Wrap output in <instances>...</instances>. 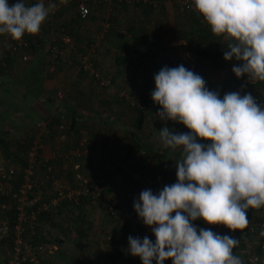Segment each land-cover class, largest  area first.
Wrapping results in <instances>:
<instances>
[{
	"label": "clouds",
	"instance_id": "clouds-1",
	"mask_svg": "<svg viewBox=\"0 0 264 264\" xmlns=\"http://www.w3.org/2000/svg\"><path fill=\"white\" fill-rule=\"evenodd\" d=\"M193 3L211 32L226 42L223 58L237 62L231 69L235 76L264 81V0ZM56 7L44 0L30 5L0 0V35L17 41L25 34L37 35ZM154 84L151 98L160 106L158 117L190 131L159 130L165 148L180 150L176 182L156 194L143 190L133 202L155 241L129 236L128 251L142 264L167 259L172 264H244L233 253L237 238L198 229L192 222L202 219L229 231L242 230L248 224L247 209L264 206V105L239 91L221 98L182 64L162 67Z\"/></svg>",
	"mask_w": 264,
	"mask_h": 264
},
{
	"label": "crops",
	"instance_id": "crops-1",
	"mask_svg": "<svg viewBox=\"0 0 264 264\" xmlns=\"http://www.w3.org/2000/svg\"><path fill=\"white\" fill-rule=\"evenodd\" d=\"M47 1L50 2V0ZM51 1L57 2L56 0ZM78 1L67 6V11L65 9L66 18L64 16L66 13L62 15V19H64L62 25L66 26L70 36L68 43L62 41L61 30H58L60 25L56 20L53 19L54 21L50 23L49 27L47 25L44 27L46 30L42 36L45 38V49L56 46L59 51L58 57L50 61V56L47 57L45 51V54L37 53V58H32L26 63V71L21 76L27 74L34 77L33 80L41 83V98L49 96L48 98L53 99L50 102L39 101V109L58 111L57 104L59 102L54 98V95L59 89L65 93L67 98L77 99L73 103L66 101L61 104L64 109L62 112L66 114L67 119L70 120L73 115L76 116L75 124L71 125L72 133L69 134V138L73 135V131L85 129H90V134L93 137L96 135V129L102 126L111 133L114 131L111 140L110 137L105 139L106 148L114 147L111 149V159L106 156L94 158L92 162H95L96 165L93 175L99 174L105 179L104 181L109 183L108 187L112 188V191L108 196L118 193L115 194V197L118 199L116 203L119 205L120 216H126L129 221L134 218L138 219L133 208L135 196L146 189H151L156 194L165 185L176 182L175 164L180 159V150L165 148L159 139V131L155 135L157 132L154 133V131L159 128L161 130L163 127H158L159 121L162 119L156 114L160 109L156 107L159 105L153 102L151 92L155 88L154 75L164 66L173 67L172 64L175 61L173 56H176L175 54L179 51L176 50L175 45H182L183 48L186 42L182 37L175 38L172 35L174 33L172 31L173 18L172 10L169 9L171 3L169 0H87L90 12L84 20L78 14ZM61 12L56 14V18ZM52 16L54 17L53 14ZM204 73L206 74V72ZM19 76L14 77V80H18ZM30 77L24 78V80L27 79L28 85L32 80ZM97 77L110 80V84L100 88L97 84ZM3 86V82H0V94L3 91ZM127 86L130 89L128 93L135 97L137 103L143 100L148 105L145 121L141 128H137L135 125L136 112L134 110L132 115L126 106V108L115 106L113 110L110 109L113 106L111 98L114 96L119 98L121 104L128 103L129 100L124 99L120 93ZM96 95L100 100L94 103L93 98ZM20 107H23L24 111L25 106ZM1 113L8 122L18 123L19 129L13 133V136L18 137L20 132H23L21 135L24 136L28 127H24L25 124H21V120H13L12 108L1 104ZM9 114L11 115L8 116ZM130 118H134L133 124H131ZM4 122L0 121V134L7 128ZM70 122L68 123L71 124ZM165 122L170 124L171 120H165ZM129 124L131 126H128ZM170 125V127H165L173 132L182 133V127L185 128L181 123H171ZM39 133L40 137L46 136L45 133L40 132V128ZM102 136L100 139L103 138ZM49 141L53 143L49 142L47 146L43 147V151L48 157L53 152H57L56 147H58V145L54 146L55 138ZM73 143L74 139L63 143L60 147L66 152L70 150ZM202 143H206V141L203 140ZM131 148L135 150L132 161L128 159ZM155 150L163 153L162 157L154 155L153 151ZM0 156H2L1 151ZM63 158V154L58 152L56 155L58 164L56 163V165L53 161L55 170L61 167ZM135 161L139 162L137 172L141 175L137 174V178L128 179L129 163ZM118 165L125 169L118 172L116 170ZM55 215L53 212L50 218L40 221L39 238L42 239L45 246L41 257L49 256L52 260L57 258L63 261L65 253L61 244L68 238L61 240L62 235L59 233L56 235V232L54 236L48 237L47 233L50 227L55 230L57 227L59 232L66 231V226L65 229L62 226L64 223H56L59 220H56ZM202 221V219H197L192 223L198 228ZM117 231L121 233V230L117 229ZM124 237L122 238L124 239ZM72 239L70 240L73 243ZM8 241L11 248V240Z\"/></svg>",
	"mask_w": 264,
	"mask_h": 264
},
{
	"label": "built area",
	"instance_id": "built-area-1",
	"mask_svg": "<svg viewBox=\"0 0 264 264\" xmlns=\"http://www.w3.org/2000/svg\"><path fill=\"white\" fill-rule=\"evenodd\" d=\"M55 4L57 5V8H61V3L57 1ZM184 6L188 7V2H185ZM77 9L79 17L82 20L86 19L90 12L87 0H79ZM199 20L205 22L201 14L199 15ZM0 39L20 62L25 63L31 60L29 42L26 40L25 36L17 41L13 40L9 35L4 34L0 35ZM61 39L66 43L70 40V36L65 28H61ZM58 54V48L56 46H51L49 60H55L58 57ZM84 67L86 68V65ZM246 81H250L248 77L246 78ZM250 82L254 83V81ZM97 84L100 88H104L110 84V80L97 77ZM120 93L121 96H124L123 91ZM55 96L61 99V90L55 92ZM125 97L128 99L127 96ZM138 107L142 108L143 106L138 105ZM164 122V120H160L159 124H163ZM38 126L40 128L42 127V133H45L46 135L48 134L45 123L40 122L38 123ZM55 128L57 130L55 142L62 144L70 140L69 134L72 132L69 123L62 120V122L58 123ZM43 142L44 140L41 137H37L33 145L30 147L28 152V167L24 168L23 181L11 195V199L16 201L14 207V223L12 224L9 217L5 215L2 220H0V239L5 238L12 241L6 264H21V262L26 260H28L30 264H42L41 258L43 257H41V254L45 248L44 244L34 245L29 240H24L22 235L28 230L27 238L32 240L37 226H40L39 216L42 212L48 211L49 213H52L54 209H57L58 206H60V202L64 199L73 200L76 197L85 195L90 197L92 203L98 201L103 208L107 206L105 209L109 210V214L114 213L116 202L112 201L111 198L105 200L109 196L104 194V188L109 186V183L103 179L96 178L94 175H81L76 173L73 185L70 183L67 184L63 180V177H61V173H57V171L54 172L55 169L50 163L51 159H56L58 153L53 152L51 156H46L43 151ZM73 144L74 146L70 148L69 151H66L63 157L69 158L71 155L73 158L81 156L93 158L94 152L87 147V138L84 134H79L76 138L74 137ZM58 147L60 146L58 145ZM58 147H56V150ZM0 159V182L4 180L3 184L0 183V193L7 194L10 189H12V186L9 183V178L15 173L16 168L15 166L8 164L2 157ZM74 164L77 168L80 166L76 161ZM36 165L42 168V172H40L41 177L38 179L35 173ZM63 169L64 165H61L60 171L62 172ZM42 176L44 181L48 180L51 184L50 192H45L46 189L43 191L45 196H47V199L42 196L41 192L36 193L34 191L35 188L38 187L37 189H39L40 186L43 189L44 182ZM135 177H137V174ZM102 181L105 182V186L104 183L100 185ZM30 195H32V197H30ZM6 207L5 204L1 205L2 210ZM115 216L116 214H113V217ZM247 220L248 224L246 228L242 230L229 231V229L223 225H212V231L220 235H229L238 239L239 244L235 249V253L242 258L244 264H264V206L258 209L250 207V212H247ZM127 221L129 220H120V226L126 227ZM134 221L135 220H130V225L127 226L130 229L131 236L139 237L141 239L147 236L154 242L155 237L152 233L151 227L144 225L143 222L133 223Z\"/></svg>",
	"mask_w": 264,
	"mask_h": 264
},
{
	"label": "rangeland",
	"instance_id": "rangeland-1",
	"mask_svg": "<svg viewBox=\"0 0 264 264\" xmlns=\"http://www.w3.org/2000/svg\"><path fill=\"white\" fill-rule=\"evenodd\" d=\"M76 0H65V2L62 1H58L59 3H61V8H57L56 10L52 13L54 14H59V11H62V13L55 18L54 20H56V22L60 25L58 30H61V28H65L66 26L63 27L62 22L64 19H62V15H64L63 13L65 12V9L67 11V6H69L72 2H75ZM34 2H37V0H32V1H25L26 4H32ZM45 4L47 3H53L51 0L50 2H48L47 0L44 1ZM79 2V1H78ZM170 6L169 9L172 10V18H173V25H172V31L174 32L172 35L175 38H181L183 40H185L186 45L182 48V45H175V48H177L176 50H179L177 54H175L176 56H173L174 58V63L172 64L173 67H176L180 64L184 65L185 67H187L188 69H190L191 71L199 74L200 76H202L204 78V80L206 81V86L209 90L211 91H218L220 97L222 98L223 95L225 93L228 92H233V91H239L241 93V95L245 94V93H250L257 101V103L264 105V81H254L250 82V81H246V78H244L243 80H238L236 81L234 77L229 76V73H226L225 71H216L213 72V74L211 75L210 73L206 72V74L200 70H194L192 68H189L188 66H190V62L192 59V55L190 54V52L188 51V47L190 46V42L188 40H190L193 37L194 31L196 29L197 33L199 32L198 30V25L195 26V21L193 22V17H195V15H200V13L195 9L193 0H169ZM188 2V7L184 6V3ZM157 8H159L158 6H156ZM46 19V21L42 24L41 29L39 31V33L37 35H30V34H25V38L28 42H30L29 45V52L31 54V59L32 58H37L38 54H45L44 50L46 48V44H44V40L45 38L42 36L43 33H45L46 27L45 25H47L49 27L50 25V18L51 15ZM67 13L64 15L66 18ZM209 30L211 31L210 27ZM196 34V33H195ZM197 36V34H196ZM216 40L217 42H221V43H225L224 39L222 37H217L216 36ZM6 46L4 45V43L2 42V40L0 39V60H3V55H4V51H5ZM65 52H67L65 50ZM38 53V54H37ZM15 58V57H14ZM43 58H45L43 56ZM16 60H18L17 58H15ZM29 62V61H28ZM28 62H20L17 61L12 69L10 70L9 74H5L4 72H2V75L0 76V82H3V88H2V94L5 97L6 100L5 103L7 104H11L12 101H15L17 103H19L21 106L23 105H27V101H30L29 99L33 100V98L31 96L28 97L27 101H21V97H20V89L23 88L22 86H20V88L16 91L15 87L13 86V81L12 79H14V77L21 75V73H23V71H26V63ZM89 66V64L87 63V67ZM28 77L29 75L26 74V76L24 75L23 78ZM31 81H34L32 84L34 85L35 83H37V81L33 80L34 77H30ZM2 80V81H1ZM246 81V82H245ZM133 82V81H132ZM129 86V85H128ZM127 87L124 88V96L123 98L126 99L125 96H127V98L129 99V103H125V104H121V101L119 100V98L117 96L112 97V101H113V106L110 108L113 110V108L116 106H120L122 108L125 107L131 114L133 112L132 107L137 103V100L135 99V97H133L131 94H129L128 92L130 91V89ZM9 90L10 92H12L15 96V98L12 97V95L8 92H6V90ZM259 89V90H258ZM5 90V91H4ZM60 90V89H59ZM258 90V91H257ZM58 90H56L57 92ZM62 92V98L59 99L58 98V108L59 111H63V107H62V103L69 101L70 103L75 102L77 99H73V98H67V96L65 95V93L61 90ZM75 98V97H74ZM110 99V98H109ZM126 99V100H128ZM20 100V101H19ZM60 100L62 102H60ZM94 103L95 102H99L100 98L99 96H95L93 98ZM103 102V101H102ZM1 103V102H0ZM2 104V103H1ZM103 105V103H101ZM99 104V105H101ZM139 104V103H137ZM143 106V104H142ZM28 110V108H26ZM106 109H108V107H106ZM105 109V110H106ZM58 111V112H59ZM135 111V110H134ZM2 114V113H1ZM0 114V121H2L4 119L3 114ZM130 114V115H131ZM132 114V115H133ZM11 114H9L8 116H10ZM35 115V114H34ZM36 119H39V114H36ZM64 115V119L67 123L70 122L69 119L66 118V114L63 113ZM131 115V116H132ZM7 116V114H6ZM13 120L17 119V120H21L19 118H16V116L13 114L12 115ZM12 119V118H11ZM83 119V118H82ZM131 120V124H133L134 122V118H130ZM17 122V121H16ZM22 122V120L20 121ZM18 124V123H17ZM20 124V123H19ZM128 126H131L130 124ZM165 127L168 126L170 127L171 125L164 122L163 124L158 125V127ZM44 127V126H43ZM161 127V128H162ZM185 127V126H184ZM18 128V127H17ZM17 128L15 130H17ZM86 130V132H84ZM82 131H73V139L74 137L76 138L77 136H79V134H82V132H84V135H89L90 134V129H85ZM160 128L155 132L159 131ZM187 129L186 127L183 128L182 127V133H185ZM40 132L42 133V127L40 128ZM94 132V131H93ZM14 133V132H13ZM114 133V131L111 133V131H108L106 127L102 126L99 129H96L95 134H102L104 139H108L110 137V140L112 139L111 135ZM40 137V133H37ZM158 132L155 134L157 135ZM91 136V134H90ZM44 139V145L47 146L48 143H53L49 140H47L48 138L46 136H43ZM55 142V141H54ZM61 146L62 144H57L55 142L54 146ZM53 149V148H52ZM57 153L59 152L60 154H64L66 153L65 150L63 148L58 147V149L56 150ZM1 158V157H0ZM79 158V157H77ZM1 160V159H0ZM72 160V165L69 162V158H65L62 161V165H64V171H70L72 170L70 167L72 166V168L74 169V171L72 173H65L62 174L61 177H63V180L69 184L73 178H75L76 173H79L81 175H85V174H89L94 172V167L96 165L95 162H92L93 159H89L88 161H84V165L83 166H79L78 168L75 166V158H71ZM39 165V164H38ZM36 165L35 167V173H36V177L37 179L39 177H41L40 172H42V168L40 166ZM76 169V170H75ZM81 169H84V172H81ZM80 170V171H78ZM85 173V174H84ZM137 178V177H136ZM41 179V178H40ZM43 179V189H46L45 192H50L51 191V184L50 182H48V180L44 181V178L42 176ZM116 195L118 193H115ZM115 194H111L107 199H112V201L116 202L118 199L115 197ZM135 199L138 200L139 199V195L135 196ZM103 200V201H105ZM106 207H102L101 204L97 201V202H84L83 204H81V206L79 208H75L72 207V211L68 208V211L66 212L65 208L62 209V212H58V209H54L52 211V213L54 212V215L56 216V223L60 224L61 222L64 223L62 226L65 229L66 226V231L69 232L67 233L66 231L63 232H59V229L56 227V230L52 227H50L47 230L48 233V237H52L54 236V233L56 232V235H58V233L60 235H62L60 238L61 240H64L66 238H68L67 240H65V242H63L61 244V247L64 249V253H65V258L64 260H59L57 261L58 264H109L108 262V256L110 254H115L116 252H121L119 253L118 259L122 262V263H134V264H142L140 258L138 256H133L129 253L127 247H125L124 245H122L121 243H124L125 241H127L128 237L131 236L130 234V229L127 227L128 225H130V222L127 221L126 227L124 226H120L119 225V221H126L125 218H123L124 216H122L120 218V220L118 221V223L115 221V219H112L109 215V210L105 209ZM79 213V215H82L86 218V221L84 222V225H87V223H90L91 225V229L87 230V235L88 237H84V241H87V246L85 247L84 251H78L77 248L75 247V244L71 242L70 239H72L71 237H74L76 235V230L74 228L75 223L78 224L79 220H77L76 215ZM68 216V217H67ZM78 216V215H77ZM138 217V215H136ZM3 216H0V220H2ZM74 218V221L72 219ZM139 218V217H138ZM88 219V220H87ZM140 219V218H139ZM70 220V221H69ZM142 221V219H140ZM73 223V224H72ZM117 226H118V230H121V233L119 231H117ZM205 226H210L209 224H207L205 221H202V224H199V228H204ZM72 228V229H69ZM125 234V235H124ZM106 235H112L114 236V238H116L115 240L118 241L117 242H113V243H109L107 242L104 238ZM120 236V237H119ZM125 236V237H124ZM124 237V239L121 238ZM59 238V237H57ZM120 241V243H119ZM8 240L7 239H0V264L2 261V258H6L8 257V252L10 249V246L7 245L8 244ZM72 249H71V248ZM73 250V251H72ZM7 251V253H5ZM5 253V255H3ZM3 258V259H4ZM47 257L43 258V261H47L46 259ZM67 258H69V260H66ZM169 260V259H168ZM166 260V261H168ZM171 260V259H170ZM48 262V261H47Z\"/></svg>",
	"mask_w": 264,
	"mask_h": 264
},
{
	"label": "trees",
	"instance_id": "trees-1",
	"mask_svg": "<svg viewBox=\"0 0 264 264\" xmlns=\"http://www.w3.org/2000/svg\"><path fill=\"white\" fill-rule=\"evenodd\" d=\"M56 1H59V0H56ZM60 1H62V0H60ZM10 2H12V0H10ZM51 17L52 18H50V21H49L50 23L54 21L53 19H54V17L56 18V14H54V17L51 15ZM194 21H195V26L198 25L197 27L199 29L198 30L199 32L197 33V31L195 29L193 37L190 40H188L190 42L189 43L190 46L188 47V51L192 55L190 66H188V67L192 68L194 70H200L202 72H204V71L208 72L211 75L213 74V72H216V71L217 72L218 71H225L226 73H229V76L234 77L236 81L243 80L244 78H246V75L241 76L240 78H237L235 76V74L232 72L231 69L234 66V64L237 63L236 61H225L224 60L223 52H224V50H226V42L225 43L217 42L216 36L209 30V25L206 22H203V21L201 22L199 20L198 15H195V17H193V22ZM195 33L197 34V36ZM29 45H30V42H29ZM50 47L44 50L46 52L47 57L50 56ZM14 57L16 58V56L13 55L11 50H9L6 47L5 51H4L3 58H2L3 60H0V75H2V72H4L6 75L9 74L13 65L17 61H19V60H16ZM32 72H34V71H32ZM24 73H25V71H23V73H21V74H24ZM22 80H24V78H23V76L20 75L18 77V80L15 81L14 79H12V81H13L12 83H13V86L15 87V90L16 89L18 90L20 88V86L23 87L20 89V97L22 99L21 101H27L29 96H31L33 98V100L29 99L30 101H27V105H23V106H25L24 111L22 110L23 107H20L21 105L19 103H17L16 100L12 101L11 104L5 103V101H8V100L5 99V97L3 96L2 93L0 94V102L2 103V105L4 104V106H9L10 108H12V113L16 116V118H19L22 120L21 124L24 123L25 124L24 127H26V126L28 127L25 130L24 136L21 135L23 132L19 131L20 132L19 136L15 137V136H13V132L18 131L19 128H17V124H14L12 121L8 122L4 118L3 121H5L4 123H6L7 128H6V130H2V132L0 134V151H1V155H2L0 157L5 159L8 164L13 165L16 168L15 173L9 178V183L12 186V189H10V191L7 194H1L0 193V216H4V215L8 216L9 220L12 224L15 221L14 220V218H15V208L14 207H15L16 201L11 199V195H12L13 191H15V189H17L18 186L23 181L24 168L28 167V152L30 150V147L33 145L34 141L36 140V138L39 136L37 134L39 132V128H40L38 126V123L43 122L46 124L47 132H48L46 137L49 140H52L57 135V130L55 128L56 125L58 123L62 122V120L64 119L63 118L64 112H62V110L59 111L58 107H57V110L59 112L58 111L53 112L50 110H45L44 108L43 109L38 108V105H39L38 102L39 101H42V100L45 102L53 101L52 98H48L49 96H47V97L45 96V97L41 98L42 90H41V83L40 82L37 81V83H35L33 85L31 83H33L34 81H31V83L29 81V85H28L27 79H25L23 82H21ZM5 90H6V92L10 93L13 98H15V96L12 92H10L7 89H5ZM54 98L58 101V98L56 96ZM140 101L141 102H138L139 104L135 103V104H133L134 106L132 107V109L135 110V112H136L135 125L137 126V128H141L143 126V123L145 121V112L148 108L147 107L148 105L146 103H144L143 100H140ZM60 102H62V101L60 100ZM1 103H0V105H1ZM128 103H129V101H128ZM142 104H143V107L139 108L138 105H142ZM156 107L158 109H160V106H156ZM26 108H28V110ZM36 114H39V119H36V116H37ZM70 121H71L70 122L71 123L70 127H71V125L75 124L76 116L73 115L71 117ZM171 123L178 124L177 122H174V121H171ZM16 128H17V130H15ZM189 131L190 130H186L185 132H189ZM82 134H84V133H82ZM101 135L96 134L93 137L90 136V134L85 135V137L87 138V143H88L87 147L94 152L93 158L90 157L91 159L105 157V156L107 158L111 159V157H110V155H112L111 149H114V147L113 148H106L107 143H106L104 138L100 139ZM41 138L43 139V137H41ZM69 139L71 141H73V135H71ZM199 142L202 143L203 140H199ZM209 142L210 141H206V143H209ZM73 146H74V144L71 146V148ZM153 152H154V155H156L157 157H162L163 153L158 152L157 150H155ZM134 155H135V150H134V148H131L129 150L128 159L132 161ZM71 158H72V156L70 155L69 162L72 165L73 162H72ZM90 158L81 156L79 158L75 157V160L80 166H83L85 164L84 161H88ZM53 161L55 162V164L56 163L58 164V162H57V159H55V158L51 159L50 163L54 167ZM138 164H139L138 161L129 163L130 168H129V172L127 174L128 179H132V177L135 178L136 174L141 175L139 172H137V168L139 167ZM70 168L72 170L61 172L60 167H59V169L54 170V172L57 171V173H62V174H65L67 172L72 173L74 171V169L72 168V166ZM124 169L125 168H123V166L118 165L116 170H118V172H122V170H124ZM64 170L65 169H63V171ZM78 171H80V170H78ZM81 172H84V169H81ZM89 175L93 176V172L89 173ZM94 176L96 178L105 180L99 174H95ZM74 180L75 179L73 178V180L70 182V184L73 185ZM3 182H4V180H2L0 183L3 184ZM103 183L105 186L104 181H102L100 183V185H102ZM37 188H35L34 191L36 193L41 192L42 196H44V198L47 199V196H45V193L43 192L44 189H42L41 186L39 187V189H37ZM111 191H112V188H110L108 186H106L104 188V194H106V195H109V193ZM30 197H32V195H30ZM86 201L91 202L90 197L85 196V195H81L79 197H76L73 200L64 199L60 202V206H58L57 209H58V212H62L63 208H65L66 212L68 211V208L72 211V207L79 208L81 206V204H83ZM2 204H5L7 206L6 208H3V210L1 208ZM119 210H120L119 205L116 203V205L114 206V213H113V214H116V216L113 217V214H109L111 216V218L115 219V221L117 223L120 220V218L122 217V216H120ZM247 212H250V208L247 209ZM50 215H51V213H49L48 211H44L39 216V220L41 221V219L44 220L45 218L48 219V218H50ZM77 215H76V217H77L76 219L79 220V223L78 224L75 223L74 228L77 225V227L75 228L76 235L74 237H72L73 238L72 240H73V243L75 244V247L77 248L78 251H84L85 247L87 246V241H84L83 239H84V237H86V238L88 237L86 232L88 229H91V225H90V223H87V225H84L86 218L82 215H79V213ZM123 218L128 220V218L126 216H124ZM72 220L74 221V218ZM134 220L135 221L133 223H142L143 222L139 218L138 219L134 218ZM39 229H40V227L37 226L32 240L27 238L28 230L27 231L25 230L26 232L23 233L22 238L24 240L25 239L29 240L34 245L35 244H37V245L43 244V242L41 241L42 239L39 238V236H40ZM116 229H118V228H116ZM204 229H211L212 230L213 226L212 225L205 226ZM104 239L107 242H109L110 244L113 243L114 241L118 243V241L115 240L116 238H114V236H112V235H106ZM122 239L123 238H121V241H122ZM7 240H9V239H7ZM10 243L12 244V241H10ZM119 243H120V241H119ZM121 244L124 245L125 247H127V249H128L129 246H128L127 241H125L124 243H121ZM7 245H9V244H7ZM235 249H236V247L233 249L234 255H236ZM5 253H4V255H5ZM119 253H121V252H116L113 255L110 254L108 256V261H109L108 263L109 264H126V263H122L118 259ZM6 256L7 255H5L4 259H2L3 264H6V261H7ZM46 259L48 262L43 261V258H41L42 264H58L57 260H59L57 258H53V260H52L49 256H47ZM66 260H69V258H67ZM21 264H30V263L28 260H26V261L21 262ZM67 264H68V262H67ZM82 264H84V263H82ZM131 264H134V263H131ZM153 264H155V262H153ZM163 264H172V261L170 259L168 261L165 260L163 262Z\"/></svg>",
	"mask_w": 264,
	"mask_h": 264
}]
</instances>
